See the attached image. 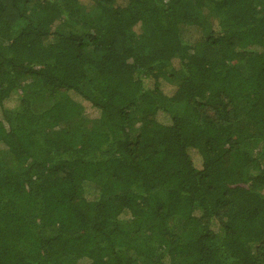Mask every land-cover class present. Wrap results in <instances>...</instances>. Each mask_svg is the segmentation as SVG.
<instances>
[{
    "label": "trees",
    "instance_id": "trees-1",
    "mask_svg": "<svg viewBox=\"0 0 264 264\" xmlns=\"http://www.w3.org/2000/svg\"><path fill=\"white\" fill-rule=\"evenodd\" d=\"M0 264H264V0H0Z\"/></svg>",
    "mask_w": 264,
    "mask_h": 264
},
{
    "label": "rangeland",
    "instance_id": "rangeland-1",
    "mask_svg": "<svg viewBox=\"0 0 264 264\" xmlns=\"http://www.w3.org/2000/svg\"><path fill=\"white\" fill-rule=\"evenodd\" d=\"M86 5H87L86 8H88V9H91L92 7H94L93 2L87 3ZM174 84H178V81L174 82ZM83 124H84L86 129H91L94 126V122H90V121L83 122Z\"/></svg>",
    "mask_w": 264,
    "mask_h": 264
}]
</instances>
